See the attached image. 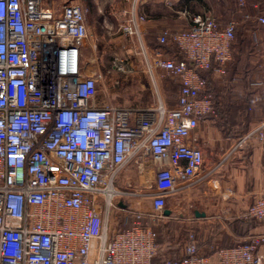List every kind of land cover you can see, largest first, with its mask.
<instances>
[{
    "label": "built area",
    "instance_id": "2783aa9c",
    "mask_svg": "<svg viewBox=\"0 0 264 264\" xmlns=\"http://www.w3.org/2000/svg\"><path fill=\"white\" fill-rule=\"evenodd\" d=\"M161 1L172 8L175 0ZM244 4L237 0L234 13L254 17L264 29V14L244 13ZM86 11L77 0L58 7L54 0H0V264H261L256 250L264 235L211 255L197 253L191 235L181 257L158 260L156 232L142 213L128 210L134 218L122 229L107 218L133 194L115 185L130 159L156 165L148 194L157 217L177 180L201 170L203 152L188 139L214 105L201 95L200 70L226 74L236 17L222 22L211 9L177 10L188 15V26L162 28L159 47L139 51L152 81L160 72L178 83L176 103L157 95L149 106H122L100 99L99 64L88 71L82 61L90 35ZM144 19L131 11L122 29L139 36ZM251 35L256 41L255 30ZM168 43L181 56L165 55ZM113 67L134 71L119 58ZM251 137L264 144V119L239 135L235 147ZM243 215L264 219V195Z\"/></svg>",
    "mask_w": 264,
    "mask_h": 264
},
{
    "label": "crops",
    "instance_id": "0c3cea01",
    "mask_svg": "<svg viewBox=\"0 0 264 264\" xmlns=\"http://www.w3.org/2000/svg\"><path fill=\"white\" fill-rule=\"evenodd\" d=\"M217 2L216 12L219 13L209 4L210 9L222 22L234 15L238 21L237 35L232 42V58L227 63L226 74L206 73L208 84L205 93L212 100L214 112L200 119L188 139L203 152L201 170L190 180H177L176 189L165 196V205L159 217L154 215L152 197L148 194L155 189L153 171L156 165L152 161L141 162L132 158L121 167L115 178L118 188L133 192L119 200L126 216L130 215L128 210L136 211L143 214L145 224L157 220L166 230H171V223H175L177 228L189 229L184 239H180L181 233L179 236L169 233L165 241L157 243L159 260L181 257L191 235L197 253L203 255H211L221 247L248 243L254 235H264V219L243 215L257 197L264 195V144L251 137L240 147H235L239 135L264 119V29L254 17L243 19L242 14L234 13L238 8L237 0ZM200 3L197 12L206 10L205 4ZM162 4L165 5L161 0H126L124 4L110 9L111 17L122 22L120 31L124 38L140 43L136 46L132 42L131 49L139 52L142 48L150 50L159 47L156 36L167 27L166 13L161 11ZM157 5L160 6L159 11L156 10ZM241 10L251 16L258 15L256 13L264 12V0H245ZM131 11L145 17L137 23L139 36L122 29ZM168 28L178 30L185 27ZM253 30L257 34L256 41L251 35ZM169 45L174 48H168ZM162 49L167 56H180L175 43L163 45ZM132 65L135 74L143 71V68L136 69L143 67L142 63ZM146 77L152 86L158 85L157 78L152 81L149 75ZM99 97L102 101L109 99L114 102L109 91L105 94L99 89ZM159 97L163 100L160 94ZM169 102L173 105L176 99ZM195 178L199 179L194 181ZM166 209L168 214L163 213ZM256 252L261 257V264H264V241L260 242Z\"/></svg>",
    "mask_w": 264,
    "mask_h": 264
},
{
    "label": "rangeland",
    "instance_id": "374dc122",
    "mask_svg": "<svg viewBox=\"0 0 264 264\" xmlns=\"http://www.w3.org/2000/svg\"><path fill=\"white\" fill-rule=\"evenodd\" d=\"M65 0H54L57 7ZM84 4L86 11V19L88 24V30L90 35L86 40L85 46L83 47L82 61L87 70L95 68V64H99V70L103 74V79L99 81V89L105 94L109 91V96L112 98L114 103L122 106H135L137 104L151 105L155 103L156 96L159 94L162 96L165 103H172L169 101H175L176 93L178 90V84L167 75L158 73L157 75V86H152L148 81V73L144 71H135L129 73H123L113 67L114 59H123L129 64H143L142 55L140 52L131 49L133 43L139 46L140 43L136 40H129L124 38L120 31L121 21L114 20L111 16L110 9L117 5L124 4L126 0H77ZM215 12L218 8L217 0L207 1ZM203 4V3H200ZM160 6L157 5V11ZM200 8L199 3L192 2L187 6V12L195 13ZM220 8V7H219ZM162 13H166V25L167 27H187L188 26V15L178 14L172 9L183 10V8L177 3V0L173 2V7L161 5ZM166 9V11H164ZM217 14L219 12H216ZM222 14V12H221ZM258 15L264 14V12L256 13ZM257 16V15H256ZM187 23V24H186ZM237 35V30L235 29ZM236 38V37H235ZM133 42V43H132ZM173 48L172 46H167ZM130 49V50H129ZM143 68L142 66L136 67V69ZM162 87H161V86ZM109 225L113 229H122L131 225L133 216L130 214L126 216L123 211L111 210L108 214ZM150 225L155 226L157 233L160 235V239L166 238L167 234L171 233L174 236L180 234V239H184L189 233V229L176 227L175 223H171L170 229L166 230L165 227L161 226L159 221H151ZM154 228V229H155ZM168 231V233H167ZM180 231V232H179ZM170 234V235H171ZM175 239V238H174Z\"/></svg>",
    "mask_w": 264,
    "mask_h": 264
},
{
    "label": "trees",
    "instance_id": "16d2710c",
    "mask_svg": "<svg viewBox=\"0 0 264 264\" xmlns=\"http://www.w3.org/2000/svg\"><path fill=\"white\" fill-rule=\"evenodd\" d=\"M192 2H195V3H199V2H201V3H203V4H205V9L206 10H208V9H210V6H209V3L207 2V0H177V3L183 8V10H187V6H188V4H190V3H192ZM174 12H176L178 9H172ZM188 11V10H187ZM197 12V11H196ZM177 13V12H176ZM247 24L249 25V22H247ZM174 48V47H173ZM181 56V55H180ZM211 70H209V69H207V70H200V73H201V75L205 78V80H206V84H205V87H204V89H203V91L201 92V95H206V96H209L207 93H205V89H206V87H207V84H208V77H207V75H206V73H208V72H210ZM211 96H214L213 94H210ZM216 96V95H215ZM162 226V225H161ZM155 228V226H153V229ZM155 230V232H156V241H157V243H161V242H163V241H165V239L167 238H164V236H163V238H161L160 239V235L157 233V230L158 229H154ZM159 255V254H158ZM159 257V256H158ZM157 257V258H158ZM159 260V259H158Z\"/></svg>",
    "mask_w": 264,
    "mask_h": 264
},
{
    "label": "water",
    "instance_id": "95a60500",
    "mask_svg": "<svg viewBox=\"0 0 264 264\" xmlns=\"http://www.w3.org/2000/svg\"><path fill=\"white\" fill-rule=\"evenodd\" d=\"M163 213H164V214H168V213H169V210L166 209V210L163 211Z\"/></svg>",
    "mask_w": 264,
    "mask_h": 264
}]
</instances>
